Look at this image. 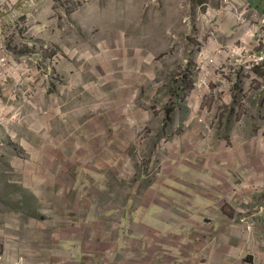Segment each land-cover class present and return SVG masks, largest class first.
<instances>
[{"label":"rangeland","instance_id":"rangeland-1","mask_svg":"<svg viewBox=\"0 0 264 264\" xmlns=\"http://www.w3.org/2000/svg\"><path fill=\"white\" fill-rule=\"evenodd\" d=\"M244 5L0 0V264H77V256L78 264H154L155 248L143 247L153 244L152 228L167 222L170 235L181 233L173 221L180 202L161 189L188 165L214 160L215 140L229 138L223 150L253 155L264 169L257 101L239 115L234 103L221 104L217 118L212 75L198 111L186 100L200 49L214 46L216 19L233 22ZM183 74L192 86L174 107L170 91ZM242 138L252 143L236 142ZM253 189L259 204L247 231L258 256L242 264H264L256 221L264 187ZM160 203L162 212H138ZM215 219L218 202L207 212L205 264L224 230ZM160 257L156 264L179 263L171 250Z\"/></svg>","mask_w":264,"mask_h":264},{"label":"crops","instance_id":"crops-1","mask_svg":"<svg viewBox=\"0 0 264 264\" xmlns=\"http://www.w3.org/2000/svg\"><path fill=\"white\" fill-rule=\"evenodd\" d=\"M243 1L249 3L250 6L248 15H243L245 19H242L240 15L233 22L229 21L227 17L216 19L215 30L224 51L215 58L218 70L214 68L211 72L214 82L212 91L220 105L226 104V108L231 109L232 102L239 95V92L250 89L253 97H256L254 101H257V112H264V64L250 71H245L244 64L239 63L238 55H229V52L236 45H243L255 52L259 51L258 27L264 17V0ZM230 82L235 83L231 95L229 94ZM262 129H264V124ZM218 139L222 141H214L219 145L214 149L219 151V154H213L214 160L206 161L203 165H188L186 169L181 170L179 176L181 179L169 181L164 189H161L165 198H171L174 203L180 202L179 205H181L182 210L176 213L177 218L173 221H177L175 228L181 229V233L175 232L170 235L167 222L160 223V231L152 228L151 239H153V244L152 240L146 241L143 247L155 248L156 251H153V255L150 256L151 259H156L154 264L157 263V260L161 261V252L165 250H171L173 258L179 260L178 264H205L202 259L206 257V218L207 212L212 210L214 202H218L219 210V219H215L214 223L224 227V230L220 233V244L218 245L216 242L211 250L208 264H242L248 260L246 259L248 255L258 256L256 252H250V232L247 230L249 226L254 224V219L250 214L251 208L256 202L258 203L254 199L253 185L264 187V169L261 170L259 166H256L253 155L239 154L234 156L223 150L221 146L226 144L229 138L220 137ZM247 141L252 143L247 138L238 139L236 142L242 144L247 143ZM263 205L264 200L262 199L258 212L260 220H256L257 224L262 226V239L264 238ZM142 206L145 208L146 205L142 204ZM162 209L160 203L155 206L152 204L149 208L140 209L138 212L150 215L152 213L157 214V211L162 212ZM155 226H159L158 223H155ZM190 229L193 230L189 232ZM164 230L166 232H163ZM141 237H147V235H134L135 241H140ZM261 241V245L264 246V240ZM190 243L195 244L190 245ZM119 247L121 248V244ZM255 249L258 248L255 247ZM194 258H197L196 263ZM76 260L78 264V256Z\"/></svg>","mask_w":264,"mask_h":264},{"label":"built area","instance_id":"built-area-1","mask_svg":"<svg viewBox=\"0 0 264 264\" xmlns=\"http://www.w3.org/2000/svg\"><path fill=\"white\" fill-rule=\"evenodd\" d=\"M7 8V6L5 7ZM250 10L249 3L245 2V5L243 7L242 12L240 13V17L243 15L247 16ZM215 28L212 29L210 32V35L213 37V45L214 46H205L204 48H201L196 64L197 68L199 69V75L194 82V88L190 92L189 96L186 97V100H188L189 97L192 98V100L195 103V107L193 108V112L198 111L201 107V102L199 101L200 99H205V92L208 89V82L210 81V68H217V63H215V58L216 56L219 57L222 52L224 51V47L222 44L219 42L218 39V33ZM258 35H259V40H258V47L259 51L255 52L253 50L247 49L243 45H236L234 48L229 52V55H238V60L239 63L244 64V70L245 71H250L251 69L260 66L264 64V17L261 19L260 25L258 27ZM221 48V50H219ZM211 51L214 52V56L210 53ZM218 70V68H217ZM234 82L229 83V94L231 95V90L232 87L235 85ZM256 97H253L250 89L246 90H241L239 92V95L235 97V100L232 102L234 103L233 111L234 113H237V115L241 114L244 111V108L247 106L246 103L249 100H254ZM220 104L217 102L216 107H218ZM215 107V108H216ZM205 107H203V111H205ZM217 113H219L218 117H220V114H223L224 108H217Z\"/></svg>","mask_w":264,"mask_h":264},{"label":"trees","instance_id":"trees-1","mask_svg":"<svg viewBox=\"0 0 264 264\" xmlns=\"http://www.w3.org/2000/svg\"><path fill=\"white\" fill-rule=\"evenodd\" d=\"M190 79V80H189ZM191 78L189 74H183L180 78V80L177 82L179 83V86L176 87L175 90H171V95L176 100V105L174 107H180V102L183 99L182 93L189 90L192 86ZM181 85V86H180ZM172 111V109H168L167 113L169 114Z\"/></svg>","mask_w":264,"mask_h":264}]
</instances>
